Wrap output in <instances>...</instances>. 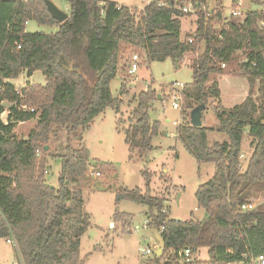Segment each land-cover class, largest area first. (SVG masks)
Returning <instances> with one entry per match:
<instances>
[{"label": "trees", "instance_id": "1", "mask_svg": "<svg viewBox=\"0 0 264 264\" xmlns=\"http://www.w3.org/2000/svg\"><path fill=\"white\" fill-rule=\"evenodd\" d=\"M65 1L70 19L61 24L49 14L46 0H0V239L15 240L19 264H83L81 239L91 222L84 211L82 186L93 169L107 174L116 170L112 164H91L82 135L77 149L68 146L65 155L54 156L62 159L58 189L47 184V156L41 164L38 158L51 140L53 126L77 133L89 129L108 108L120 112L121 101L113 95L111 83L120 72L122 45L141 50L146 64L170 59L176 68L197 53L201 43L206 47L191 67L193 82L184 93L192 102L182 112L185 122L177 137L199 164L217 166L214 177L196 193L207 219H169L166 196L152 195L149 189L116 193L117 203L128 199L156 210L150 218L166 247L162 257L148 264H230L243 261L245 255H264V204L259 210H242L264 192V11H250L242 23L232 20L216 31L214 24L222 22L223 11L209 12V0H192L197 28L194 37L183 41L181 18L188 14L179 8L185 0H150L140 13L113 1ZM30 22L58 30L28 32ZM238 52L245 56L241 70L249 92L240 105L226 109L219 82L212 76L224 74L218 64H229ZM36 72L43 74L46 84L27 82L20 89L23 98L8 82ZM156 99L158 94L149 89L134 100L133 123L125 131L126 143L141 158L152 150L161 127L152 112ZM212 99L218 102L217 128L192 126L191 111L201 104L208 107ZM6 103L11 106L6 108ZM7 110L5 124L1 116ZM36 118L35 129L20 139L17 126ZM209 132L224 134L228 141L211 144ZM245 135L253 153L243 170ZM144 177L149 187L150 175L144 172ZM202 248L209 249L208 260L196 258ZM187 249L190 257L184 255Z\"/></svg>", "mask_w": 264, "mask_h": 264}, {"label": "rangeland", "instance_id": "2", "mask_svg": "<svg viewBox=\"0 0 264 264\" xmlns=\"http://www.w3.org/2000/svg\"><path fill=\"white\" fill-rule=\"evenodd\" d=\"M50 1L70 15L71 11L67 10L68 3L65 0ZM116 1L131 3L137 7H142L147 3V0ZM175 1L178 2V0ZM241 1L247 12L264 11V0ZM229 2L230 0H209L207 10L209 12H214L215 9L222 10L223 14L228 16ZM191 3L192 0H185L183 6H190ZM144 8H137V11L140 13ZM197 20L198 15L195 10L181 18L183 41L188 37H194ZM27 29L32 33H52L58 30L56 27L38 25L36 22H30ZM205 48V44L201 43L198 52L188 55L185 63L180 68H176L170 59L163 63L146 64L145 55L141 50L122 45L121 74L111 83L113 95L118 99H123L122 104H124L120 107V112L117 113L116 110L108 108L89 129L80 130L77 133H72L67 129H56L53 126L51 140L48 143L49 150H41L38 158L41 164L47 156L48 165L45 174L47 184L59 188L62 159L54 156L65 155L68 146L77 149L81 143L78 140L80 135H82V144L88 150L92 165L96 162L112 164L116 170L115 173L107 174L93 169L82 186L84 211L89 215L91 222L89 229L81 239L80 260L83 264H148L149 260L155 257L153 253L145 255L144 251L149 247H155L156 250L158 248V231L150 218L156 210L150 211L148 206L128 199L117 203L116 193L120 189L123 191L140 189L144 193L149 189L152 195L166 196V210L171 220L187 221L192 218V215L197 221L203 222L207 219L205 211L198 208L196 193L201 185L214 177L217 166L214 163L199 164L178 141L177 129L185 122L182 112L186 104L192 101L185 97L182 110H174L169 96V89L173 84L177 82L184 85L192 84L191 67L195 58L204 53ZM134 55H139L143 60L138 72L130 75ZM244 61L243 52H238L226 68L223 69L221 64H218L224 70V74L212 76V81L219 82L223 93L222 106L226 109L240 105L248 95L249 84L241 70ZM27 80H30L27 75L21 74L18 78L12 79V83L24 87ZM31 80L33 82L31 84L35 86L45 84V77L41 72H36ZM149 89L155 90L158 96L162 97L160 101L156 99L152 105L154 118L160 120L161 127L158 135L152 140V150L141 158L139 152H132L126 143L125 131L133 123L131 113L137 106L134 100ZM256 90L258 96V87ZM216 103H218L216 100H210L207 110L203 113V127L217 128ZM37 123L38 118L20 125L16 131L18 137L27 138ZM208 140L212 144L215 141H228V137L218 132H209ZM252 153L253 148L248 136L245 135L240 156L243 170L247 167ZM93 172L101 173V177L92 176ZM144 172L150 175L149 187H147ZM251 202L257 210L261 209L264 204V192L252 198ZM116 211L119 214L115 216ZM146 221L151 222V225L143 228ZM15 249L7 243L6 239H0V264H19L21 259ZM196 258L208 260L209 249H200Z\"/></svg>", "mask_w": 264, "mask_h": 264}, {"label": "built area", "instance_id": "3", "mask_svg": "<svg viewBox=\"0 0 264 264\" xmlns=\"http://www.w3.org/2000/svg\"><path fill=\"white\" fill-rule=\"evenodd\" d=\"M229 4H230L229 15L225 16L223 14L222 22L214 25V29L216 31H218V30L220 31L222 29L221 26H224L225 24H227L228 22H231L232 20H235L237 22L242 23L244 21V19L246 18V14L248 12L245 11V9L243 8V3L241 0H230ZM179 10L184 14H191L194 11L192 5L182 6L181 8H179ZM189 43H192V41H189ZM142 60L143 59L139 55H134L132 57L131 67H130V71H129L130 75H135L138 72L139 67L141 66ZM145 60H146V56H145ZM221 67H223V69H224V68H226V65L221 64ZM185 87H186V85H184L182 83H178V82L173 84L172 86H170L169 96L172 100L171 104H172V108L174 110H180V111L182 110L183 101L185 99V93H184ZM16 92H17V94H19L23 98V95L20 93V89L17 88ZM9 105L11 106V104H9ZM22 109L24 111H29V110H31L32 112L34 111V109H30L27 106H22ZM4 115H5V118H3ZM8 115H9V111L7 110L1 116V118L5 124H7ZM174 124H176V122ZM46 173H47V171H46ZM91 175L94 177H98V178L101 177V173H99V172H93V173H91ZM252 209H254L253 205H247V206L242 207L243 211H250ZM149 225H151V222L146 221L145 224L143 225V228H148ZM164 230H165V227H162L160 229V231H161L160 233L164 232ZM6 241H7V243L11 244L12 246H14L16 248L15 240L7 239ZM155 251H156L155 247H152V248L149 247V248H146V250L144 251V254L148 255V254L153 253L155 255ZM184 255L186 257H190L191 251L188 249L185 250ZM230 264H264V255H259V256L245 255L243 261L233 262Z\"/></svg>", "mask_w": 264, "mask_h": 264}, {"label": "water", "instance_id": "4", "mask_svg": "<svg viewBox=\"0 0 264 264\" xmlns=\"http://www.w3.org/2000/svg\"><path fill=\"white\" fill-rule=\"evenodd\" d=\"M46 7L49 12V14L52 16V18L59 23H64L68 19H70V15L67 14L66 12L62 11L60 8H58L52 1L46 0ZM72 70V69H70ZM162 97L159 95L158 100L160 101ZM207 110V106L205 104H201L197 107H195L190 114V121L191 125L197 128L203 127V113ZM49 147H45V151H48ZM179 197V196H178ZM157 240H158V248L155 251V256L156 257H162L163 252L165 250V242L164 238L157 234Z\"/></svg>", "mask_w": 264, "mask_h": 264}, {"label": "crops", "instance_id": "5", "mask_svg": "<svg viewBox=\"0 0 264 264\" xmlns=\"http://www.w3.org/2000/svg\"><path fill=\"white\" fill-rule=\"evenodd\" d=\"M102 1H113V2H117L118 4H120V5H123V6H127V7H130V8H138V9H143L148 3H149V1L150 0H147L146 2V4L144 5V6H142V7H137V6H134V5H132L131 3H121L120 1H116V0H102ZM261 3H263L262 1H261ZM67 10H70V5L68 4V7H67ZM28 25H29V23L27 24V28H28ZM27 31H28V29H27ZM121 66L122 65H120L119 66V70H120V72H119V75L121 74ZM24 75H27L26 73H23ZM35 74V73H34ZM28 77V76H27ZM33 77H34V75H33ZM33 77H31V78H33ZM29 78V77H28ZM31 78H29L30 80H27V82H30V83H33L32 82V80H31ZM9 83H11V84H13L12 83V80H9L8 81ZM26 82V83H27ZM45 84H46V79H45ZM45 84H42V85H45ZM14 85V84H13ZM41 85V84H40ZM16 88H23L22 86H16V85H14ZM121 88V87H120ZM122 93V92H121ZM125 94V93H124ZM124 94H121V95H124ZM222 96H223V93H222V90H221V98H222ZM119 100L121 101V105H120V107L124 104H122V101H123V99L122 98H119ZM221 102H222V104H223V100L221 99ZM6 107H8V106H10L9 105V103H6V105H5ZM133 112V111H132ZM3 118H5V115L3 116ZM168 122H169V120H168ZM25 123H27V122H25ZM25 123H20L18 126H17V128H16V130L15 131H17V129H18V127L20 126V125H23V124H25ZM17 134V133H16ZM18 136V135H17ZM28 138V137H27ZM27 138H22V139H27ZM224 142V141H223ZM14 247V246H13ZM15 248V247H14ZM16 250V249H15ZM17 251V250H16ZM17 254H18V252H17Z\"/></svg>", "mask_w": 264, "mask_h": 264}]
</instances>
